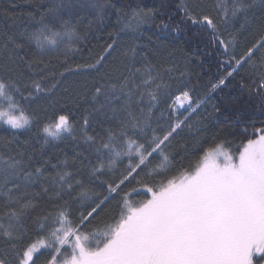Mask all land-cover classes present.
Wrapping results in <instances>:
<instances>
[{"label":"snow or ice","instance_id":"obj_1","mask_svg":"<svg viewBox=\"0 0 264 264\" xmlns=\"http://www.w3.org/2000/svg\"><path fill=\"white\" fill-rule=\"evenodd\" d=\"M251 6L248 0H217L212 6L204 0H179L174 6L161 0L157 9H133L125 28L139 32L143 24L151 23L159 33L152 48L142 55L140 66H136L137 52L132 47L130 62L114 82L93 84L82 123L50 104L52 112L42 128L44 144L65 133L76 139L74 125L79 123L86 147L71 158V165H79L73 171L68 170L67 157L52 164L41 145L38 158L35 149L28 151L30 141L16 135L17 130H30L37 120L36 113L24 104L50 98L66 73L99 71L98 66L115 58L117 39L104 47L94 63L73 67L67 53L80 51L87 31L94 23H103L107 9H115L118 17L126 14L111 0H95L89 5L95 15L82 34L78 25L83 18L71 19L73 0H59L40 13L30 30L0 34V125L13 130L10 137H0V264H264V126L252 125L251 134L245 127L239 133L241 143L232 149L233 141L227 136L235 134L237 116L218 130L194 163L158 179L171 164L165 148L178 130L191 128L188 122L206 102H193L189 90L181 87L180 78L186 75L196 51L171 40L196 29L195 34L204 33L209 43L230 54L240 33L247 30L246 14ZM61 9L68 10V19L60 15ZM48 16L53 19L46 23ZM240 17L244 23L235 28L233 22ZM257 33L258 38L253 36L239 58L230 54L225 63L231 68L227 77L249 65L254 78L251 85L241 84V89L264 105V24ZM61 50L65 58L59 62L63 70L58 71V65L43 57ZM149 53L171 61V66L154 62ZM177 54L185 67L179 77L172 75L178 67ZM227 77L213 83L211 91ZM174 82L178 95L173 98ZM169 99L170 112L177 110L176 101L183 100L188 102L189 114L158 135L160 126L153 127L154 110ZM213 109L220 110L215 105ZM90 128L94 135H89ZM227 128L233 132H226ZM154 154L161 160L150 167ZM125 157L129 162L117 174V162ZM97 181L104 191L93 193L91 199L89 185ZM133 182L150 194L148 198L130 199L140 191L136 187L125 191ZM89 199V210H77L79 215H75L72 204ZM113 200L116 205L110 209ZM101 223L102 227H95Z\"/></svg>","mask_w":264,"mask_h":264},{"label":"trees","instance_id":"obj_2","mask_svg":"<svg viewBox=\"0 0 264 264\" xmlns=\"http://www.w3.org/2000/svg\"><path fill=\"white\" fill-rule=\"evenodd\" d=\"M93 2L95 0H73L75 7L72 9L71 19L75 22L77 16L83 18L82 23L78 25V29L82 34H85L84 25L87 24L88 19L93 18L95 15L94 11L89 7ZM99 2L105 3L106 0H99ZM57 3H59V0H0V34L6 31L9 35H14L25 29L30 30L36 26L35 22L40 19V13L45 12L49 7ZM111 3L115 4L116 8L122 9V13L126 15L118 17L115 9H107L103 23H94L91 30L87 31L86 39L79 45L80 51L68 52L67 56L68 64L73 67L76 64L94 63V58L103 52L104 47L108 43H111L112 39H117L118 51L113 53V57L115 58H110L103 67L98 66L99 71L91 70L74 74L66 73L62 85L58 90L54 91L50 98H42L41 100L33 102L31 105L24 104V107L30 113H36L37 120L33 123L30 130L16 131V135L19 136L20 140L30 141L31 147L28 151L31 152L35 149L38 158L41 145H43L45 157L51 159L52 164H57L58 161H62L67 157L70 162L69 171H73L74 167L79 166L71 165V158L76 151L84 150L86 145L80 139V133L78 131L79 123L74 125L77 128V132L75 133L76 139L71 138L65 133L63 138L56 141L50 140L48 144H44L42 128L48 122L46 116L51 115L52 108L50 104L54 105L57 110H62L69 114L72 121L82 123V117L85 114L84 110L90 106L93 84L97 81L104 82V80L114 82L124 71V64L130 62L129 58L132 56V53L129 49L132 47H135L137 52L135 57L136 66H140L142 55L152 48L153 42L156 41L159 35L154 24L151 23L143 24L139 32H131V30L125 31L124 25L131 17L133 9L140 7L157 9L160 8L161 0H111ZM169 3L174 6L179 3V0H169ZM204 3L212 6L217 3V0H204ZM165 10L161 9V11ZM251 10L253 8H249L246 14L247 19H250L247 30L242 31L243 35L240 33L237 39V44L240 49L239 52L234 53L230 50V54H235L237 58L243 54L246 45L250 41H253L254 35L258 38L257 29L261 24H264V15L261 14L262 16H260L259 14L255 17ZM60 15L64 19L69 18L67 9H61ZM52 19L51 16H48L45 18V22L47 23ZM158 20L159 16L157 17V22ZM233 23L235 28H239L240 24L244 23V18L240 17ZM230 29L231 27L228 30ZM110 33H112L111 36L109 35ZM195 33L196 29H193L187 36L181 34L178 39L171 40V42L182 46L188 51H196V57L188 65L186 75L180 78L183 82L181 87L184 90H189L193 102L197 100H204L206 102L202 104L198 112L193 114L188 122L191 124V128L184 126L178 130V134L172 139L171 145L165 148L171 164L169 170L160 172L158 179H163L165 175L174 174L181 167H187L190 163H194L196 158L201 154V149L211 143L212 137L218 130L223 125H227L229 121H236L237 116H239L240 121L236 125L235 134H229L227 136V139L233 141L231 145L232 149H235L241 143L243 136L239 135V133L245 127H248V133L251 134L253 131L252 125L256 127L264 126V105L255 96L250 97L248 91L241 89V84H252L254 74L249 65L240 68L237 72L233 73V76L227 77V72L231 68L225 61L230 60L231 55L225 54L224 50L218 45L209 43L204 33H200L199 35ZM125 53H127L126 56L124 55ZM43 58L46 61L51 60L53 64L58 65V71L63 70L59 68V62L65 58V53L62 50L48 53ZM149 59H152L154 62L160 60L164 63L165 67L171 66L172 63L171 61H163L162 56L156 57L150 53ZM175 62L178 67L172 75L179 77L180 72H185V67L179 54H177ZM232 63L234 64V61ZM224 77H227L225 83L220 85L215 91H211V85L218 83ZM175 84L176 82H174L173 87V98L175 95H178V92L175 91ZM64 88H67L68 91H63ZM170 103H172L171 99L167 102H162L154 110L153 127L160 126L157 131L158 135H162L163 130H166L170 123L176 122L177 118L184 119L189 114L186 111L189 107L177 109L174 113L170 112L168 108ZM186 105H188L187 101ZM213 105L220 110L218 112L214 111ZM45 109H47V112ZM201 120L202 124L200 123ZM107 126L109 125L105 124V127ZM96 130L99 131V128ZM88 131L89 135L95 134L91 128ZM225 131L228 133L233 132L231 128H227ZM12 134L13 130L7 129L4 125H0V137H10ZM223 135L224 133L221 132V136ZM78 140L79 146H77ZM150 159V167H155L160 163L161 157L158 154H154ZM128 162L127 157L117 162V174L127 166ZM49 171L53 172L50 167ZM83 171L86 176L87 169ZM101 179H108V177H102ZM132 187L140 189V186L133 182L125 191H130ZM89 188L91 189L89 192L91 199H94L93 193H101L104 191L99 181L90 184ZM73 195L75 196L76 194L74 193ZM148 195L150 194H146L140 189L139 192L133 193L130 199L135 202L148 198ZM91 199L84 201L83 204L79 202L73 203L72 208L74 214L78 216L79 211L89 210L88 205L91 203ZM115 205L116 201L113 200L109 208L114 209ZM95 227H102V223L96 224Z\"/></svg>","mask_w":264,"mask_h":264},{"label":"rangeland","instance_id":"obj_3","mask_svg":"<svg viewBox=\"0 0 264 264\" xmlns=\"http://www.w3.org/2000/svg\"><path fill=\"white\" fill-rule=\"evenodd\" d=\"M248 2L250 4H252V6L250 7V9L253 8V10H251V11H252V14L255 15V17L257 15H259V14H260V16L264 15V5L260 3V0H255V3H252V0H248ZM249 20H248V22H249ZM246 27H248V25ZM232 29L233 28L231 27V29L229 31H231ZM124 30L126 31V30H129V29L128 28H125ZM241 34L243 35L242 32H241ZM230 50L232 52H234V53H238L240 49H239V46L237 44V46H236V48L234 50H232V49H230ZM186 107H189L188 105H186V101H183V100L176 101V108L177 109H182V108H186Z\"/></svg>","mask_w":264,"mask_h":264}]
</instances>
